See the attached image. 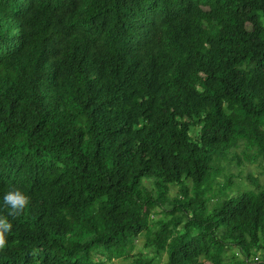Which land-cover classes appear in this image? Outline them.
<instances>
[{"label":"trees","instance_id":"trees-1","mask_svg":"<svg viewBox=\"0 0 264 264\" xmlns=\"http://www.w3.org/2000/svg\"><path fill=\"white\" fill-rule=\"evenodd\" d=\"M259 175L264 0H0V264H264Z\"/></svg>","mask_w":264,"mask_h":264},{"label":"clouds","instance_id":"clouds-1","mask_svg":"<svg viewBox=\"0 0 264 264\" xmlns=\"http://www.w3.org/2000/svg\"><path fill=\"white\" fill-rule=\"evenodd\" d=\"M5 207L8 209L7 216H0V249H3L6 243L5 234L12 230V223L8 216L13 219L20 217L30 204V197L19 189H12L3 197Z\"/></svg>","mask_w":264,"mask_h":264},{"label":"rangeland","instance_id":"rangeland-1","mask_svg":"<svg viewBox=\"0 0 264 264\" xmlns=\"http://www.w3.org/2000/svg\"><path fill=\"white\" fill-rule=\"evenodd\" d=\"M251 172L253 173L254 176L257 175L255 171L251 170ZM259 179L264 180V178L261 177L260 175H259ZM243 181H244L243 183H244L245 185H247L249 188L251 187V186L249 185V183H248L246 180H243ZM137 245H140V240L137 242Z\"/></svg>","mask_w":264,"mask_h":264}]
</instances>
